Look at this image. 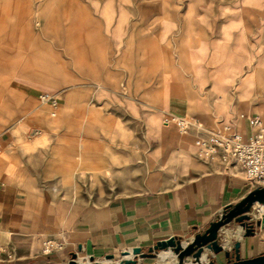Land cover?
<instances>
[{"label": "rangeland", "instance_id": "obj_1", "mask_svg": "<svg viewBox=\"0 0 264 264\" xmlns=\"http://www.w3.org/2000/svg\"><path fill=\"white\" fill-rule=\"evenodd\" d=\"M130 36L133 59L125 53ZM6 66H14L13 74L3 71ZM128 66L152 84L150 105L124 75ZM103 67L123 75H108ZM12 80L27 90L13 91ZM187 81L198 96L189 114L202 120L205 134L241 124L243 113L259 112L264 119V0H0V113L6 127L25 144L47 137L41 146L58 147L73 159L85 148L82 141L103 152L113 146L120 155L108 171H72L73 185L58 173L42 174L56 197L93 203L141 190L125 186L157 172L166 143L162 112L187 108ZM102 82L107 89L98 88ZM44 92L58 99L55 115L40 98ZM111 134L119 140H102ZM127 134L134 140L122 139ZM195 149L194 163L180 156L170 163L181 170L175 182L202 170L205 159ZM75 160L72 170L79 169ZM208 255L199 264L218 259L210 248ZM154 257H139L138 264H159ZM121 258L117 252L110 262L105 256L94 260L118 264Z\"/></svg>", "mask_w": 264, "mask_h": 264}, {"label": "crops", "instance_id": "obj_2", "mask_svg": "<svg viewBox=\"0 0 264 264\" xmlns=\"http://www.w3.org/2000/svg\"><path fill=\"white\" fill-rule=\"evenodd\" d=\"M132 40V36L127 38L125 51L128 56L132 55L131 58ZM130 68L128 66L124 75L132 83H138L137 86L134 84L133 89L142 93L143 103L150 105L147 98L152 84L144 76L139 80V75H135ZM14 70V66L3 69L8 74H13ZM103 71L114 77L123 75L122 69L110 73V69L103 67ZM175 83L179 85V82ZM97 85L98 88L107 89L108 84L102 82ZM10 86L13 91L27 90L25 85L15 80L11 81ZM179 86L180 89L175 92L182 95V84ZM184 90L187 96L185 112L173 109L163 111L162 115L168 111L192 115L189 113L198 106V96L190 81L186 82ZM125 97V94L121 95V98ZM256 113L259 114H252ZM240 123V127L248 133L249 125L244 117L240 118ZM47 125L55 127L52 121ZM171 128L179 132L175 126L161 124V135L166 143L156 158L159 166L157 172L151 176L148 174L136 184L125 186L141 190L87 203L56 197L51 187L42 183V174L58 173L64 182L70 183L71 172L83 170V167H93L88 170L95 173L108 171L120 158L119 154L116 155L118 151L111 146L104 152L101 150V153L98 145L89 148L82 141L79 145L85 148L78 149L76 155L79 169L72 170L70 163L76 162L74 156L65 154L58 147H54L52 152L41 146L39 142L48 140L47 137H39L30 144L23 143V139L6 127V117L0 113V244L6 245L13 253L10 258H0V264L67 262L73 252L80 260L86 261L90 256L97 259L108 253L116 255L133 246H141L145 250L157 240L171 235L188 238V241L208 227L227 206L235 204L253 189L240 168L228 166L217 159L205 160L200 165L202 170L199 173L192 177L182 176L175 182L174 173L178 172V175L181 170L174 169L170 163L175 156L195 161V144L192 134H189L191 137H184L180 132H172ZM131 136L134 137V134H127L122 139L134 140ZM119 138L118 134H111L102 140L118 141ZM58 157H62V163ZM150 161L153 164L155 159ZM157 181L164 185H155ZM257 206L254 207L257 209L255 218L261 215ZM46 239L51 240L48 251L44 245ZM220 240L228 249H233L235 242H240L241 257L264 253V225L258 226L254 234L244 235L243 228L232 221L220 229ZM162 252L172 254L175 260L165 263L157 260V263L178 264L175 254ZM217 254L215 264L227 261L223 251ZM208 257L206 250V259L202 261Z\"/></svg>", "mask_w": 264, "mask_h": 264}, {"label": "built area", "instance_id": "obj_3", "mask_svg": "<svg viewBox=\"0 0 264 264\" xmlns=\"http://www.w3.org/2000/svg\"><path fill=\"white\" fill-rule=\"evenodd\" d=\"M41 100L52 105V114L57 113L58 99L48 93L40 94ZM248 122L249 132L245 133L239 124L225 123L219 129L205 134L202 120L195 115L164 112L162 124L175 126L180 133L192 134L196 154L205 160H220L228 166L240 168L253 188L264 187V119L260 114H242ZM50 239L44 240L49 250ZM13 256L6 245L0 244V258Z\"/></svg>", "mask_w": 264, "mask_h": 264}, {"label": "water", "instance_id": "obj_4", "mask_svg": "<svg viewBox=\"0 0 264 264\" xmlns=\"http://www.w3.org/2000/svg\"><path fill=\"white\" fill-rule=\"evenodd\" d=\"M256 204L261 215L254 218L251 210L256 207ZM232 221L237 222L243 228L244 235H252L258 226L264 225V187L253 188L238 202L226 207L222 214L210 222L208 227L194 234L187 244L183 243L182 237L171 235L168 238L157 240L147 250H144L141 246H133L131 250H123L121 252L122 258L118 263L138 264L139 257L156 256L160 249L170 248L177 254L178 264H183L184 259L189 255H192L195 260H200L205 247H207L212 249L214 253L224 252L227 261L221 264H264V253L251 257H241L240 242L238 241L235 242L233 249L224 247L220 240V229ZM130 253H132V256L126 257ZM105 257L111 259L115 257V254L108 253ZM44 264H104V262L94 260L93 256L89 257V261H82L78 259L77 253L73 252L72 257L67 262ZM208 264H215V262L211 260Z\"/></svg>", "mask_w": 264, "mask_h": 264}, {"label": "bare ground", "instance_id": "obj_5", "mask_svg": "<svg viewBox=\"0 0 264 264\" xmlns=\"http://www.w3.org/2000/svg\"><path fill=\"white\" fill-rule=\"evenodd\" d=\"M205 129H207V128H205ZM256 206H257V204H256ZM252 213V215H253V217H254V215H257L256 213H255V210L254 211H252L251 212ZM255 218V217H254ZM190 240H188V241H184L183 243L184 244H187L188 242H189ZM225 243V242H224ZM130 250H131V248H129ZM206 250H208V248L207 247H205V249H204V251H203V253H202V255H201V257H200V260H195V259H193L192 258V256L191 255H189V256H187L185 259H184V262H183V264H185V263H187V264H199L203 259H206ZM162 251H170L171 253H173V254H175L176 255V257H177V254L174 252V251H172L170 248H166V249H160L159 251H158V253H157V255L154 257V258H159V255H160V258L158 259L159 261H164V263L165 262H171V261H174L175 259V257L174 256H172V254H170V253H167V252H162ZM162 252V253H161ZM130 256H132V253H130L129 255H126V257H130ZM79 259V258H78ZM108 259V258H107ZM80 260V259H79ZM112 260V259H111ZM177 260H178V257H177ZM83 261V260H82ZM86 261H89V258H88V260H86ZM106 262H108L107 260H106ZM163 263V262H162ZM119 264V263H118ZM174 264V263H173ZM176 264V263H175Z\"/></svg>", "mask_w": 264, "mask_h": 264}, {"label": "trees", "instance_id": "obj_6", "mask_svg": "<svg viewBox=\"0 0 264 264\" xmlns=\"http://www.w3.org/2000/svg\"><path fill=\"white\" fill-rule=\"evenodd\" d=\"M228 207V206H227Z\"/></svg>", "mask_w": 264, "mask_h": 264}]
</instances>
